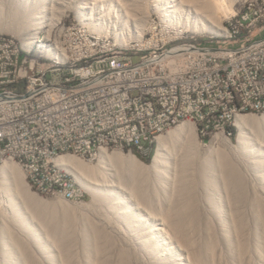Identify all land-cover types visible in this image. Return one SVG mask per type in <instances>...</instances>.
Segmentation results:
<instances>
[{
  "label": "bare ground",
  "instance_id": "6f19581e",
  "mask_svg": "<svg viewBox=\"0 0 264 264\" xmlns=\"http://www.w3.org/2000/svg\"><path fill=\"white\" fill-rule=\"evenodd\" d=\"M38 1L39 0H37V4ZM112 1L115 2L118 7L120 6V18H112L110 16L112 19H108L109 17L107 18L104 16L101 19L104 26L103 29H97L100 30L99 32L101 33L102 31L103 33L106 31H114L118 36V33L120 32H123V34L126 32L129 33L131 27H136V29L140 28L142 30V24L144 25L147 21L146 12L151 11L153 6L154 11L159 13L167 23L170 22L175 24V27L177 28L181 26L185 30L198 32L211 31L214 33H227L225 37L232 42L239 41L242 38L241 28H234L233 30L228 28L226 30L222 21H218V16L215 15L218 8L225 5L226 1L229 3V0ZM85 2L86 0H83L81 4H84ZM248 2L249 4L247 7H254L257 0H250ZM13 4L16 5V3ZM28 4L35 7V5L31 3V0L28 1ZM249 16L250 8H246L242 14L236 16V20H243L244 17ZM10 22V20L9 23L5 22V27L10 26ZM52 23L53 22L49 20L47 16L41 15L36 18L27 17L22 28L20 27L21 29H16L18 26H15V28L14 26H10L9 29L16 35L14 48L20 59H28L29 63H35V69H44V62H47L49 64V72H58L59 70H64L66 67L74 66V56L77 54V44H71V42H77V40L74 41V28L71 26L58 27L52 38V33H50ZM257 28L258 18H251L242 22V29L253 30ZM79 37L92 43V47H97V50H105V56H112L119 52L132 51L120 49L117 45L114 46L106 42L99 43L98 37L86 30H83ZM205 42L211 45L220 44L218 43V40L213 38H209L205 40ZM185 44H197V39L190 40L189 42H176L171 44L170 47H179V45ZM142 51H145V54L169 53V46L158 47L147 52L146 48H144V50H140L141 54ZM131 59H139V52H131ZM91 64H101V56H92ZM180 79L181 72L172 73V81H179ZM0 87H2V80H0ZM246 112L264 113V106H260L256 110L237 109L226 113V123L235 118L237 125L244 128L245 133L240 136L238 144L233 145L231 140L226 136L224 130L217 132L214 136L215 139L220 144L223 143L229 148L226 153L222 151L221 155L222 153L223 155L217 160L216 158L213 160L211 157L212 155L205 153L206 151L204 152L203 150L202 151L208 155H194L196 149L202 148V144L197 137V130L201 133L202 131L198 120L193 116H179L174 123H170L164 127V129L154 133V137H156L159 133L164 132L179 123L175 129L170 132L168 138L170 137L176 142V139L180 136L187 134L189 136L188 140L190 138L193 140V145L191 146L195 147V151L192 150V147H189V149L187 147L186 152H184V154L187 155L185 156V159H189L190 156L197 157V160L195 159L194 162L192 157L191 161L188 160L190 161L191 168L193 167L194 169L191 179H189V184L190 181H192V184L189 186L187 181L184 183L179 182L180 184L175 183V178L173 181V178H171L168 173L160 175V171L165 170L170 161V155L167 156V137H159L158 151L150 166L142 164L138 157L131 152L132 146L129 148L130 152H125L122 150H126L127 147L121 148L114 145L98 144L93 153V156H99L100 161L97 165H89L82 159L78 158L77 156L88 158L85 157L84 152L80 149L67 148L58 150V152L52 157L53 160L56 158V165L66 167L68 170L75 173L76 176L79 174L82 177L81 174L87 175L89 172L93 174L95 172H100L101 177L111 175L112 177L119 178L122 172L127 169L130 171V174L133 173L134 178L136 179L137 174L144 173L145 175H148V179L144 180L145 185L143 188L154 191L150 195V198L156 197L160 199L159 201L161 202L158 206H160L162 210H157L160 211L161 214L163 208L164 210L167 207H170L171 209V206H173L175 210L171 209L173 211H171L172 215H182L181 217L177 216L178 218H182L184 215L186 216L188 214L189 216L187 217L190 219L194 217H202L200 219L201 222L198 223V221H196L197 224L194 223V225H192L194 230L197 231H194L196 235L193 233L195 236L194 238L192 237L194 245L190 242L192 243L191 245H197L198 248H202L198 251L192 252L187 249L189 246H187V241L191 237L187 239L184 238L187 240H185L186 244L179 243V238L177 239L178 243H176L174 241L175 238L169 229L171 227L173 229L174 225L170 226L167 222L170 218L166 219L168 216L166 218L160 216L161 214L158 212L159 215L154 210L155 208H153L156 206L152 207L145 202V199L138 198L137 195L133 193V189L122 190L123 186L121 184H119L118 189H116L110 183H104L103 186V184H99L93 180L91 188L93 192H98L97 196L100 195V200L98 199V201L101 202L102 207L103 204L107 206V211H101L102 209L100 210L99 208V212L98 210H94L97 211V213H91L88 211L89 213L87 214L89 216L91 215V217L88 215L87 217H84L83 215L84 218L82 220L77 218L80 221L82 229H80L75 238L77 247L75 251L76 259L74 261L78 264H211L213 260L210 261L208 258L210 257L211 252L213 253V251H217V247H219V250L223 248L221 249L225 253L223 254V257L230 256V253H233L230 248L233 247L235 243L232 245V242L235 241L238 242V244L236 243L237 248H239V246L241 247V244L244 243L242 246L246 247L249 252L247 255L249 260H252V262L256 264H264V135L261 137L262 139L258 138L259 141L254 137H250V131H252L250 129L251 127H257L258 130L263 131L264 134V115L259 116ZM211 115H213V108H203L201 110L202 118H209ZM257 142L259 146H257ZM110 148L119 150L113 149L110 151ZM210 148L211 147H209V150ZM199 149L198 151L201 150ZM203 149L205 150V148ZM198 154L200 153L198 152ZM4 156H7V160L4 161L2 171L6 176H10L15 184L14 188H11L7 183H2L4 194L7 193L11 195V199L9 200H11L12 203L10 207L12 211L11 213L15 216L13 218H15L16 224L19 228H26L28 226V232L36 235L34 226L31 224L27 225V219L24 214L27 203L36 195H34L35 192L33 193L30 191L31 188L29 187L35 188L36 190L46 191L48 193L52 192V189L45 190L46 185L37 181L34 176L28 175L25 166L18 163L25 170L27 184L22 177V171L19 165L14 160L15 158L20 159L19 155L12 151H5ZM220 161H223L221 164L225 163V165H220ZM20 162L22 163L21 159ZM114 163L119 167L117 168L115 165H111ZM187 163L188 162H186V164ZM53 168L54 170H58L55 167ZM78 169H80L82 173H80ZM239 180L247 183L244 185H248L244 191L240 189L241 192L243 191V196L240 194L241 192L239 190L228 191V187H230L229 183H236ZM68 181L71 186H73V184L75 186V182L71 180ZM171 181H173V183H171ZM185 183L187 185H184ZM222 183L224 184L221 186ZM169 185L172 187H169ZM160 189L162 190L160 191ZM182 192L186 193L183 194ZM237 192H240V196ZM244 192L248 197H246L247 200L244 201L251 202L250 200H253L252 203L245 206L242 204V208L238 209L239 213L236 212L237 210H232V212L235 211V215L234 213H232V215L230 212L223 209L222 205L230 207V210L240 208V204L238 203L240 199L245 197L246 194ZM180 195L183 199H186L187 197V200L189 201V205L186 209L184 208V211H182L181 208V203L183 201H181ZM184 195H186V197ZM21 197H24L25 201L22 200ZM232 206L234 208H231ZM187 210H189V212ZM166 212L170 213L169 209ZM166 212H164L165 215H162H168ZM240 215H247V218H245L247 221L246 226L248 225L247 228L246 226L243 227L245 220L244 217ZM171 218V220H173L172 216ZM178 218L176 219L178 220ZM173 221L175 223L176 220ZM191 224L192 223H190V225ZM225 225L229 228L227 226L225 227ZM17 229V227L14 230L7 228V230L4 231L5 229H3V234L7 235L9 237V242L15 245V250L13 249L15 252H27L26 250H28L27 247L29 243L27 244L24 242L23 231L20 233ZM193 234L189 236H193ZM184 236L187 235L184 234ZM37 237H40L38 233ZM182 241L184 242V240ZM50 243L51 241H48L42 246L44 250L43 253L45 254L40 253L41 251L37 248L36 251H39V253L43 254V257H45V262L43 261L44 264H57V254L55 253L54 255V252H51L53 250L51 249ZM233 249L234 248H232V250ZM15 252L12 251L10 256L14 255L13 257L16 261L17 254Z\"/></svg>",
  "mask_w": 264,
  "mask_h": 264
},
{
  "label": "built area",
  "instance_id": "2783aa9c",
  "mask_svg": "<svg viewBox=\"0 0 264 264\" xmlns=\"http://www.w3.org/2000/svg\"><path fill=\"white\" fill-rule=\"evenodd\" d=\"M243 8L250 16L236 20L235 14L226 26L241 28L239 41L105 56L78 37L71 42L77 44L74 66L58 72H49L47 62L35 69L20 59L16 36L0 32V160L5 151L18 154L28 175L72 199L77 187L60 166L50 170L58 150L80 149L88 158L98 144L145 150L179 116L196 118L202 134L225 131L229 111L264 106V0ZM251 18H258V28L242 29ZM92 56H101V64H91ZM173 72H181L179 81H172ZM203 108H213V115L202 118Z\"/></svg>",
  "mask_w": 264,
  "mask_h": 264
},
{
  "label": "rangeland",
  "instance_id": "374dc122",
  "mask_svg": "<svg viewBox=\"0 0 264 264\" xmlns=\"http://www.w3.org/2000/svg\"><path fill=\"white\" fill-rule=\"evenodd\" d=\"M28 1L29 0H16V1L0 0V32L1 33L16 36L12 32V30L9 29L10 26H14V28H15V26H18V27H16V29H19L20 27L22 28L27 17L36 18L38 16L44 15V16H47L49 18V20H51L53 22L52 23L53 27L52 26L50 27L51 28L50 33H52V36H51L52 38L55 34V31L58 29V27H61V26L70 27L71 26L74 28V41L79 40L78 37L80 36L82 31L86 30L89 33H92L95 36H97L99 43H103V42L110 43L111 45H114V46L117 45V47H119L120 49H124V50H128V51L129 50L139 51V50H144V48H146V52H147V51H152L158 47L161 48L163 46H168L167 44L171 45V44H174L176 42H182V41L189 42L190 40H195V39L205 41L209 38H213V39L218 40V43H231L232 42L228 38L225 37L227 33L226 34L214 33L211 31H199L198 32V31H193V30H185L181 26L177 28V27H175V24H172L170 22L167 23L166 20L163 19V17L159 13L154 11L153 6H152L151 11L146 12L147 13L146 14L147 21L144 23V25L142 24V26H143L142 30L140 28L136 29V27H131V29L129 30V33L126 32L123 34V32L122 33L120 32V33H118V36H117V33H114V31L113 32L106 31L104 33L102 31V33H101V32H99L100 30H97L99 28H101V30L103 29L104 26L101 22V19L104 16H106L107 18L109 17L108 19L120 18L119 17L120 13H121V12L119 13L120 6L118 7L116 5V3L113 2L112 0H86V2L84 4H81V2H83V0H54V1L53 0H39L38 4H37V0H31V3L34 4L35 7L30 6L28 4ZM229 1H230L229 3H227V1H226L225 5L220 6V8H218L217 12L215 13V15L218 16V21L221 20L222 24L225 26V28H226L229 20L235 14L237 16L239 14H242L245 11L246 8H243V6L247 7L249 4L248 1H250V0H229ZM13 3H16V5H14ZM111 7H114V8H111ZM9 20L11 21L10 22L11 24H10V26H7L8 27L7 28V27H5L6 26L5 22L9 23ZM14 28H12V29H14ZM105 28H106V25H105ZM227 29L228 28H226V30ZM108 30H110V29H108ZM163 44H165V45H163ZM142 54H145V51H142ZM246 113H253V114H256L259 116L264 115V113H256V112H246ZM178 124L172 126L171 128L165 130L164 132L159 133L156 137H154V140H150L149 147H147V148L145 147L146 148L145 150H140L137 146H132L131 152L138 157V159L142 162V164H144L145 166H150L152 164L153 158L155 157V155L158 151L159 137H167L168 138L170 132H172V130H174ZM253 128H255V129H253ZM250 129L252 130V131H250V137L251 138L254 137L258 141H259V139H262L261 137H263V135H264L263 131H259L257 127H251ZM219 131H221V130H219ZM219 131L216 130V131L210 132V134H202L200 131L197 130V137L199 138V141L202 144V148H200L201 150L199 148L198 149L201 152L198 151V149H196V151H197L196 152L194 149L195 147L191 146V145H193L192 144L193 140L190 138L191 140L189 139L190 140L189 141L188 140L189 136L187 134L180 136L178 139H176V142H174V139H171L169 137L167 139L166 146L168 149L167 156L170 155L169 156L170 161L168 162L166 169L160 171V175H164L163 173H166V174L168 173L169 176L171 178H173V181L175 178V183H177V184L179 182L184 183L186 181H187L188 186L190 184H192V181H190V184H189V179H191L192 172H194L193 167L191 168V165H190V161H191L192 156H190V157L188 156L189 159H185V156H187V155H185L184 152H186L187 147H188V149H189V147H192V150L195 151L194 155L199 156L201 154L204 155L205 153H208V154L212 155L211 157L213 158V160H214V158H216V160H217L220 156L223 155V153L221 155L222 151L224 153H226L228 151L227 149H229L227 145H224L223 143L220 144L215 139L214 136ZM224 132H225L226 136L231 140L233 145H237L238 141L240 139V136L245 133L244 128H241L239 125H237L235 118L226 123V127H225ZM257 146H259L258 142H257ZM209 147H211L210 150H209ZM129 148L130 147H127L126 150H122V151L130 152ZM203 148H205V150ZM113 149L119 150V149H115V148H110L109 150L112 151ZM202 150L204 152L205 151L206 152L204 153ZM198 152L200 154H198ZM208 154H205V155H208ZM77 157L82 159L83 161H85L89 165H97L100 161L98 155H95L92 158H84L81 156L80 157L77 156ZM194 157H192L193 162L197 158V157H195V158ZM55 159L50 160V170H54L53 167H55L57 169L59 167L56 165ZM6 160H7V156H4V158L2 160H0V264H16V263L17 264H44L45 257H43V254H45V253H43L44 250H43L42 246L48 241H51L50 246H51V249L53 250L51 252L52 253L54 252V255H55V253L57 254V258H56V259H58L57 264H75V263H77L74 261L76 259L75 258L76 257L75 251H76V247H77L76 242H75V238H76L77 233L80 231V229H82L79 220H82L84 217H87V215H88L87 213H89L88 211H90L91 213H93V212L97 213V211H94V210H98L99 208H100V210L102 209L101 211H107V206L105 204H103V207H102L101 202L98 201V199L100 200V195L97 196L98 192L97 193L93 192V190L91 188V186H92L91 184H93V182H92L93 180L98 182L99 184H103V186H104V183H110L116 189H118L119 184H121L123 186L122 190H129L131 188V189H133V193L135 195H137L138 198L140 197V199H145V202H147V204L151 205L152 207L153 206L157 207L158 205H160V202H161V201H159L160 199H158L156 197L150 198L151 197L150 195L154 192L153 190L143 188V186L145 185L144 180L148 179V175H145L144 173L137 174L136 179L134 178L133 173L130 174L129 173L130 171L127 169H125L124 172H122V174L119 178L118 177L117 178L112 177L111 175H106L105 177H101L100 172H95L94 174L89 172V173H87V175L81 174L82 175V177H81L79 174H78V176H76L75 173L68 170L66 167L60 166L62 168L63 174L66 176L67 180H71V181L75 182V186L77 187L76 196L74 198L70 199V198L65 197V194H63L64 193L63 191H60V192L55 194L53 192L48 193L46 191L36 190L35 188L29 187V188H31L30 191L33 193L35 192L34 195L36 194L35 196H33L30 199L31 201L27 203V205H26L27 207L24 210V214H25V217L27 219V225H30V224L33 225L35 232H36V235L30 234V232H28V230H27V229H29L27 225H26L27 226L26 228H24V227L19 228L18 225L16 224V220H15V218H13L15 216H14V214L11 213L12 211L10 209L12 203H11V200H9V199H11V195L7 194V193H5L6 194L5 195L3 192L2 183H7L11 188H14V186H15L12 178L8 175L6 176L2 171L4 161H6ZM14 160L16 161L17 164L18 163L22 164L20 162L19 158H15ZM188 160H190V161H188ZM185 161L188 163L186 164ZM193 162H191V163H193ZM222 162L223 161H220V165H223V164L225 165V163L221 164ZM111 165H115V167H117V168L119 167L115 163L111 164ZM19 167L22 171V177L24 178L25 182L27 183L25 170L20 165H19ZM78 170L80 173H82L80 169H78ZM83 173H85V172H83ZM83 176H84V178H83ZM140 176H142V177H140ZM30 179H31V177H30ZM173 181H171V183H173ZM187 184L185 183L184 185H187ZM223 184L224 183H222L221 186ZM244 184H247V183L242 182L240 180L236 183H233V182L229 183L230 187H228V191H234V190L235 191L239 190L240 192H241V190L244 191L246 189V186H248V185H244ZM170 185H169V187H172ZM73 186H74V184H73ZM47 189H52V187L46 186L45 190H47ZM161 190L162 189H160V191ZM240 192H237V194L239 196H240V194H242V196H243V193L242 192L240 193ZM182 193L184 194L186 192H182ZM124 194H127V193H124ZM183 194H181V195H183ZM8 195H10V196H8ZM181 195H180V197H181ZM184 196L186 197V195H184ZM246 197H247V194L245 195L244 198L241 197L243 200L240 199V201L238 203V204H240V208L236 209L232 206L231 208H234V209L230 210V207L222 205L223 209L230 212L231 214L235 212V211L232 212V210H237L236 212L239 213L238 209L242 208L241 207L242 204L244 206L249 205L253 201V200H250L251 202L244 201V200H247ZM21 199L24 200V197H21ZM241 200H242V202H241ZM181 201H183L182 202L183 204L181 203V205H182L181 208H182V211H184L187 208V206L189 205L188 204L189 201L187 200V197H186V199L185 198L183 199V197H181ZM247 202H249V203H247ZM162 203H163V201H162ZM104 205H105V207H104ZM75 207H76V209H75ZM156 207H153V208H155L154 210L157 213L158 212L160 213L162 208L160 206H158L160 208H158V207L156 208ZM172 207L173 206H171V209L175 210V208L173 207L174 208L173 209ZM103 208H105V209H103ZM157 209L158 210L161 209V210L158 211ZM166 209H165L166 211H168V209H169V212L171 213L172 210L170 209V207L169 208L167 207ZM81 210H83V211H81ZM100 210H98V212ZM165 210L163 208L162 214H164V212H166ZM187 211L189 212V210H187ZM166 213H168V212H166ZM170 213H168V215L166 214V216H164L165 214L162 215L161 213H160L161 215L160 214L159 215L163 216L164 218H166L168 216V218H166V219L170 218V220H167V222L170 226L174 225L173 229H172V227L169 228L170 232H172V235L176 239V240L174 239V241L176 243H178V241H179V243H181V244H186V241H187L186 239L191 237L190 239H188V241H189V243L192 242L194 236L196 235L195 232L197 231V230H194L192 225H194V223L197 224L196 221H198V223L201 222L200 219L202 217L201 218L200 217L195 218L194 216H191L194 218L190 219L187 217V216H189V214H188V215H186V216L184 215L182 218H180L182 215L180 216V215L174 214V216H173L172 213L171 214ZM83 215H84V217H83ZM234 215H235V213H234ZM171 216L173 217V220H176L177 222L175 221V223H174V221L171 220L172 219ZM177 216H180L179 217L180 221H179V218ZM240 216H242V215H240ZM89 217H91V215ZM175 217L178 218V220ZM242 217H244V220H245L244 221L245 223L243 222L244 223L243 227H244V226H246V223H247V221L245 219V218H247V215L246 216L244 215ZM77 218L78 219L80 218V219L78 220ZM236 218H237V214H236ZM187 220H189V221H187ZM190 220H192L193 222ZM169 222L170 223L172 222L171 223L172 225ZM190 223H192V224L190 225ZM226 226L227 225H225V227ZM247 226H246V228H247ZM16 227L18 228L17 230L20 231V233L23 231L24 242H26L27 244L29 243L28 247H27L28 250H26L27 252H22V253L21 252H19V253L15 252L14 251L15 245L12 244L11 242H9V237L7 235L3 234V232L6 231L7 228L14 230V229H16ZM3 229H5V230L3 231ZM246 232H248V231H246ZM37 233L40 236L39 238L37 237ZM191 233L192 234L194 233L195 235L193 234V236H189V235H192ZM184 234L187 236H184ZM31 235H34L36 238L34 236H31ZM178 238H179V240L177 241ZM184 238H186V239H184ZM181 239L184 240L185 243ZM188 241H187V246L189 245L190 247L188 246L187 249L189 251L195 252V251H198L200 248H202V247L198 248L197 245L193 246L194 243L192 242L193 245H191L192 243L189 244ZM194 242H195V239H194ZM233 243H235L234 244L235 246L233 245ZM236 243L238 244V242H235V241L232 242L233 247L230 248L231 252H233L234 254L230 253V256H225L226 258L223 257V254H225L223 252V250H221L223 248H221L219 250V247H217L218 248V250L216 249L217 251H213V253L211 252L210 253L211 258L208 257L210 259V261L213 260L212 261L213 263L211 262V264H256V263L252 262V260H249V258L247 256L249 252L247 251L246 247L242 246L244 243L241 244V247L239 246V248H237ZM183 246H185V245H183ZM36 248L41 251L40 253H43V254H40L39 251L37 252ZM232 248H234L233 249L234 251L232 250ZM240 248H242V249H240ZM48 249L51 250L50 248H48ZM12 251L17 254L16 255V261L17 262L15 261V259L13 257L14 255L10 256V254H12L11 253ZM221 251H222V254H221ZM238 251H240V252H238ZM214 252L215 253L217 252V253L215 254Z\"/></svg>",
  "mask_w": 264,
  "mask_h": 264
}]
</instances>
